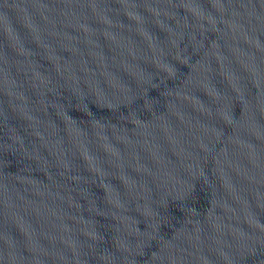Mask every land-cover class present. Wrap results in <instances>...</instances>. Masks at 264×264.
<instances>
[{"label":"water","instance_id":"95a60500","mask_svg":"<svg viewBox=\"0 0 264 264\" xmlns=\"http://www.w3.org/2000/svg\"><path fill=\"white\" fill-rule=\"evenodd\" d=\"M0 255L264 264V0H0Z\"/></svg>","mask_w":264,"mask_h":264}]
</instances>
